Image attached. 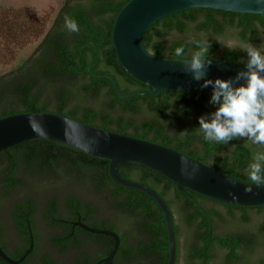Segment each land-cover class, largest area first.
I'll use <instances>...</instances> for the list:
<instances>
[{"label":"trees","instance_id":"1","mask_svg":"<svg viewBox=\"0 0 264 264\" xmlns=\"http://www.w3.org/2000/svg\"><path fill=\"white\" fill-rule=\"evenodd\" d=\"M128 1L65 0L34 53L0 76V118L36 111L66 115L170 147L237 180L253 183L244 169L252 150L264 146L249 147L240 138L228 144L203 139L198 117L214 111L209 103L212 88L120 96L117 88L124 95L150 90L123 70L111 45L115 17ZM66 17L77 21L78 32L65 28ZM236 38L257 47L264 45V17L211 8L186 9L153 23L142 44L157 57L192 58L201 52L203 58L246 64V52L227 46ZM177 48L183 49L180 55L176 54ZM118 173L154 189L172 215L175 208L180 221L176 225L173 216L175 264L179 259V237L183 238V264H264V206L223 204L225 214L221 223L213 226L209 238L206 218L171 181L132 162L121 164ZM52 180L59 186L41 192L42 198L30 191L19 194L30 184ZM190 194L204 210L207 208L203 200L220 204ZM209 204L211 210L217 209ZM237 212L243 225L220 232V224L234 218ZM206 213L212 218V211ZM96 214L94 223L87 222ZM7 215L15 218L26 243L15 258H20L29 246L28 223L39 221L47 231L44 240L60 256L53 260L47 252L40 256L41 264H96L111 250V237L81 228L71 235L70 225L63 228L64 234L57 233L56 227L61 224L58 219L81 217L85 224L119 235L120 246L113 264H143L142 259L145 264H165L167 260L165 225L157 205L143 193L113 183L108 175V160L66 144L35 138L0 152V216ZM41 238V234L37 235L36 247L27 260L36 253ZM219 251L224 252L221 263L215 261ZM242 251L247 253L245 260H241Z\"/></svg>","mask_w":264,"mask_h":264},{"label":"water","instance_id":"2","mask_svg":"<svg viewBox=\"0 0 264 264\" xmlns=\"http://www.w3.org/2000/svg\"><path fill=\"white\" fill-rule=\"evenodd\" d=\"M191 8H211L234 13L258 14L264 17V0H130L117 13L111 45L123 70L137 82L150 88L146 92L118 93L122 98L162 91H185L212 88L202 87L204 80L193 79L185 63L191 58L157 57L148 53L142 39L157 20L172 13ZM212 63L206 68L204 79H228L244 70L245 64L218 58H204ZM113 82V81H112ZM115 85V82H113ZM243 83V81H241ZM35 138L69 145L92 156L108 160V175L116 185L143 193L159 208L165 225L167 260L176 262V237L173 215L164 198L154 189L138 181L123 178L118 167L127 162L142 165L171 181L176 190L187 197L208 222L211 219L190 192L213 201L242 207L264 206V184L256 185L237 180L220 170L202 163L170 147L124 133L101 129L77 119L54 112H23L0 118V152ZM251 188L249 191L248 189ZM87 232L109 236L113 245L99 260L113 264L120 246L119 235L108 229H98L81 222L75 223ZM30 245L19 259L9 257L0 247V258L8 264H21L32 251Z\"/></svg>","mask_w":264,"mask_h":264},{"label":"clouds","instance_id":"3","mask_svg":"<svg viewBox=\"0 0 264 264\" xmlns=\"http://www.w3.org/2000/svg\"><path fill=\"white\" fill-rule=\"evenodd\" d=\"M65 28L70 32L79 31L77 21L71 17H66ZM227 46L232 49L238 47L247 53L244 70L237 72L235 77L204 79L206 68L212 61L204 59L201 52L194 53L190 60L185 61L190 66L188 70L193 73V79H203L202 87H212L209 103L214 111L198 117L199 129L208 142L228 144L240 138L249 147L264 146V45L257 47L236 38L229 40ZM182 51V48H177L176 54L180 55ZM244 172L254 184H264V149L252 150Z\"/></svg>","mask_w":264,"mask_h":264},{"label":"rangeland","instance_id":"4","mask_svg":"<svg viewBox=\"0 0 264 264\" xmlns=\"http://www.w3.org/2000/svg\"><path fill=\"white\" fill-rule=\"evenodd\" d=\"M65 0H0V76L8 73L13 68L21 65L27 60L35 51L36 47L40 43L43 34L50 27L58 9ZM36 180H34L35 182ZM59 184L57 182L45 181L40 185L30 184L25 190H20L19 194L26 191L32 195H37L40 198L41 192L47 191L46 189L56 190ZM209 206H214L209 204ZM218 209H222L220 206H214ZM7 210V209H6ZM6 210L4 211L6 213ZM223 210V209H222ZM5 213L3 216H5ZM253 214L250 213V216ZM173 216L176 225L180 224L179 217L175 208H173ZM99 217H103L102 214ZM240 213L237 212L234 218H226L224 223L220 224V232L225 229L237 228L243 225L239 220ZM42 228L43 225L41 224ZM249 228H252V224H248ZM46 234V229H42ZM179 242V259L177 264H183L182 243L183 238H178ZM43 250L54 255L58 259L59 255L55 250L48 245V242L44 240V235L38 242ZM224 252L219 251L218 257L215 260L217 263H221L223 260ZM242 258L245 260L244 251L240 252ZM64 258V257H61ZM256 257L252 259L254 262Z\"/></svg>","mask_w":264,"mask_h":264},{"label":"flooded vegetation","instance_id":"5","mask_svg":"<svg viewBox=\"0 0 264 264\" xmlns=\"http://www.w3.org/2000/svg\"><path fill=\"white\" fill-rule=\"evenodd\" d=\"M207 203H210V204H213V205H215V206H220V207H222V209L220 210V209H216V210H211V208L210 207H208L207 206ZM203 204H205V206H206V208L207 209H205V210H207V211H212V218H210L211 219V230H212V228H213V226L214 225H217V224H219V223H221V217H222V215L223 214H225V210H224V207L222 206L223 204L222 203H220V204H215V203H213V202H206L205 203V201L203 200ZM206 211V212H207ZM36 216V215H35ZM97 217H98V215L96 214L95 216H92V217H90L91 218V220H89V221H87V222H89V223H94V219H97ZM36 218V217H35ZM92 218H94V219H92ZM102 218V217H101ZM99 219V220H102V219ZM104 219H107V218H104ZM38 220H39V218H38ZM59 221H60V225L58 226V227H56V229H57V233L58 234H64L65 232H63V228H65V229H67V227H66V225H70V228H71V235H73L74 234V232H75V229L76 228H81L80 226H78V225H76L75 223H77V222H81V223H83L82 221H81V217H78L77 219H64V218H62V219H58ZM41 222H39L38 221V224H37V222H35L34 224H30V223H28V231H29V239L31 238V234H32V236H33V248H32V251L25 257V259L21 262V264H26V263H28V264H41V257L40 256H42V255H44V254H46L47 253V251L46 250H43V248H41V246L39 245L38 246V244H37V251H36V253L33 255V256H31L30 257V259L29 260H27L28 259V257H29V255H31V253L34 251V249H35V245H36V239H37V235H39L40 236V234L41 235H44V237L46 238V234L45 233H42L40 230L42 229V226H41ZM83 224H85V223H83ZM85 225H87V226H90V225H88V224H85ZM37 226V227H36ZM90 227H92V226H90ZM93 228H96V227H93ZM82 229V228H81ZM98 229H102V228H98ZM84 230V229H83ZM109 230V229H108ZM79 232L77 231V234H78ZM101 235V234H100ZM216 235V234H215ZM36 236V237H35ZM25 238L23 237V235L19 232V229H18V227H17V224H16V221H15V218L14 217H12L11 215H7L6 217H1L0 216V247H1V249L9 256V257H11V258H13V259H19V258H15L14 256H15V254H16V252L17 251H19L23 246H25ZM29 245H30V241H29ZM88 245V244H87ZM95 245V244H94ZM96 247H102V245H99V244H97V245H95ZM29 247V246H28ZM27 247V248H28ZM27 248H26V250H27ZM25 250V251H26ZM24 251V252H25ZM59 252L57 251L56 252V254L57 255H59L58 254ZM23 255V254H22ZM47 255H51L52 257V259L54 260V259H57V257H55L54 255H52V254H47ZM116 255V254H115ZM141 257H145V255L143 254V252L141 253ZM3 260L0 258V264H1V262H2ZM5 262V261H4ZM74 262V261H73ZM143 264H145V262H144V259H142V261H141ZM6 263V262H5ZM6 264H8V263H6ZM96 264H102V263H99V260L96 262Z\"/></svg>","mask_w":264,"mask_h":264}]
</instances>
